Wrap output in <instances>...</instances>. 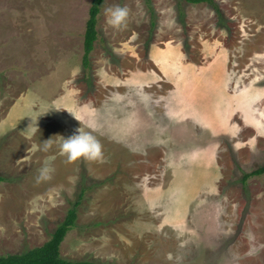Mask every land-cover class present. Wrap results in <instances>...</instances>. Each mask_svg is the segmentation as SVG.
Masks as SVG:
<instances>
[{"label":"rangeland","instance_id":"rangeland-1","mask_svg":"<svg viewBox=\"0 0 264 264\" xmlns=\"http://www.w3.org/2000/svg\"><path fill=\"white\" fill-rule=\"evenodd\" d=\"M215 1L222 18L151 0L153 19L105 0L86 69L92 0H0V257L43 246L83 191L67 260L264 264V175L243 183L264 166V0ZM79 127L99 160L60 152Z\"/></svg>","mask_w":264,"mask_h":264},{"label":"trees","instance_id":"trees-1","mask_svg":"<svg viewBox=\"0 0 264 264\" xmlns=\"http://www.w3.org/2000/svg\"><path fill=\"white\" fill-rule=\"evenodd\" d=\"M191 5L206 4L210 6L220 18H222V11L215 0H185ZM105 0H92L89 11V18L86 23V30L84 34V57L83 66L86 69L90 68L91 55L95 49V43L99 38L97 30L98 17L101 13ZM147 5L151 11L152 18H155V12L152 8L151 0H146ZM154 27V22H152ZM264 175V166L259 169L244 175L243 183L252 177H259ZM8 181L7 178L0 176V183ZM83 201V191L72 204L63 222L57 227L52 234L50 240L43 246L28 250L20 254H11L0 257V264H107L95 261H71L62 257L61 246L68 234L78 227L79 209Z\"/></svg>","mask_w":264,"mask_h":264},{"label":"clouds","instance_id":"clouds-1","mask_svg":"<svg viewBox=\"0 0 264 264\" xmlns=\"http://www.w3.org/2000/svg\"><path fill=\"white\" fill-rule=\"evenodd\" d=\"M105 22L113 28H121L126 25L129 9L126 6L114 5L105 7L104 10ZM51 139L43 142V150H47L50 146ZM60 152L66 157L67 162H75L80 159L87 161H96L102 157V145L88 131H82L77 128L72 135L67 138L62 137L59 144ZM48 168L45 165L39 169V174L36 181L48 179Z\"/></svg>","mask_w":264,"mask_h":264}]
</instances>
